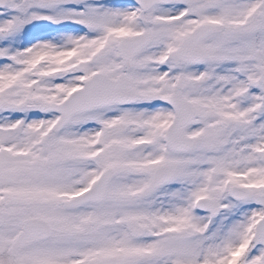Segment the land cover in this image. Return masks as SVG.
<instances>
[{
  "label": "snow or ice",
  "instance_id": "snow-or-ice-1",
  "mask_svg": "<svg viewBox=\"0 0 264 264\" xmlns=\"http://www.w3.org/2000/svg\"><path fill=\"white\" fill-rule=\"evenodd\" d=\"M0 264H264V0H0Z\"/></svg>",
  "mask_w": 264,
  "mask_h": 264
}]
</instances>
